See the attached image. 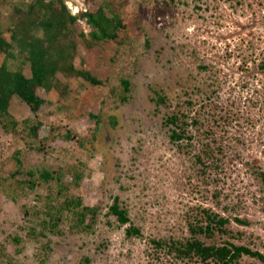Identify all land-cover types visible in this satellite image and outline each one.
Returning a JSON list of instances; mask_svg holds the SVG:
<instances>
[{
    "label": "rangeland",
    "instance_id": "374dc122",
    "mask_svg": "<svg viewBox=\"0 0 264 264\" xmlns=\"http://www.w3.org/2000/svg\"><path fill=\"white\" fill-rule=\"evenodd\" d=\"M30 1L11 0L23 21ZM104 1L124 27L114 40L92 42L81 14L95 12ZM62 2L78 19L66 25L68 35L58 43L72 42L74 69L101 84L57 72L60 90L38 88L42 104L36 114L16 97L10 100L17 127L6 129L0 122V264H84L83 258L88 264H157L149 240L189 238L185 216L203 210L230 222L228 238L200 237L206 244L228 240L264 255V190L258 177L264 172V0ZM106 14L111 15L107 9ZM11 21L2 6L0 34L7 42ZM15 56L8 66L29 76L27 60L20 64L22 56ZM3 59L0 52V64ZM121 80L129 82L127 94ZM154 91L166 99L163 105L152 101ZM173 112L187 117L188 149L186 140L170 141L172 127L165 120ZM37 118L43 123L33 139L28 126ZM68 131L84 139L85 147L76 139H53ZM204 148L212 151V160H204ZM14 156L22 168L62 172L67 183L71 168L83 173L67 195L101 209L92 230L73 231L64 213L58 227L43 230V213L36 212L56 185L25 194L18 185L27 175L11 178ZM115 197L142 237H126L129 224L107 215ZM237 264L263 263L243 256Z\"/></svg>",
    "mask_w": 264,
    "mask_h": 264
},
{
    "label": "trees",
    "instance_id": "16d2710c",
    "mask_svg": "<svg viewBox=\"0 0 264 264\" xmlns=\"http://www.w3.org/2000/svg\"><path fill=\"white\" fill-rule=\"evenodd\" d=\"M2 6L8 9V18L12 20L9 28L15 22L10 31L9 42L0 34V52L4 54V59L0 64V122L4 124V128L17 127L16 122L10 119V100L19 99L29 107L32 114H36L42 104V100L37 96V89L49 91L56 88L60 90L57 80L54 79L57 72L68 74L69 71H72L83 77L92 86L101 84L89 72L74 69L72 58L75 47L72 42L66 46L58 43L61 37L68 35L65 32L67 30L66 25L73 24L78 19L75 16H70L62 0H31L24 13V21L19 16L22 11L17 6H13L11 0H0V8ZM106 9L110 11V16L106 14ZM112 11L114 12V9L111 8V4L104 1L95 12H83L81 14L86 24L92 29L90 32L92 42L114 40L119 30L124 27L120 16ZM16 53L22 56L19 59L20 64L27 60L30 70L29 76H26L21 68L12 70L8 66L7 60L15 59ZM261 67L264 68V62ZM120 83L123 93L127 94L129 82L121 80ZM153 93L156 97L152 101L157 105H163L166 99L158 96L155 91ZM125 100L124 95L121 101L124 102ZM92 118L95 117L92 116ZM36 120L37 122L28 126V134L33 139H36L38 127L43 123L38 118ZM192 120L194 123L192 125H197L196 119ZM165 123L172 127L170 141L178 143L186 140L185 149H188L191 145L192 136L188 131L187 117L183 113L173 112L166 117ZM95 124L96 126L99 124V119ZM55 138H62L66 143L71 139H76L80 147H85L84 139L74 136L70 131L60 134V136L56 135L53 139ZM16 154L20 155V152ZM202 154L204 160L214 158H212L210 149L204 148ZM202 156H195V161L204 163V160H201ZM14 161L17 168L15 172L11 173V178L23 172L27 175L28 180L22 181L18 185L25 194L35 190L39 185L45 186L50 183L56 185V191L53 192L54 196L52 193L49 198L47 197L43 210L39 209L36 212V215L43 213L41 222L43 230H54L61 223V218L64 215H67L71 224L70 228L73 231L87 233L92 230L101 209L84 206L81 197L67 195L70 188L79 186L83 173L76 168H71L68 171L71 180L67 183L63 181L64 174L62 172L54 173L45 166L30 169L22 168V162L17 156H14ZM258 177L264 190V172L258 173ZM25 213L28 211L25 210ZM187 214L185 217L189 238L180 239L181 237L169 236L168 238L149 240L153 253L152 259L157 264H237L243 256L257 259L264 264V255L246 246L237 245L228 240L219 244L208 245L205 240L200 238L209 239L216 236L228 238L230 233L228 218L208 210H203L192 218H187ZM107 215L114 217L116 222L122 226L129 224L125 229L126 237H142L141 230L130 224L127 210L121 206L118 197L113 198L112 204L107 207ZM87 219L89 220L87 221ZM236 222L246 225V222L240 220H236ZM3 263L11 264L5 261ZM83 263L88 264L89 259L83 258Z\"/></svg>",
    "mask_w": 264,
    "mask_h": 264
}]
</instances>
